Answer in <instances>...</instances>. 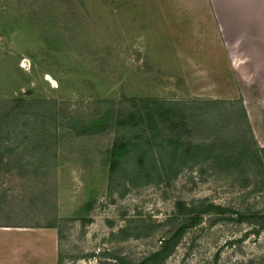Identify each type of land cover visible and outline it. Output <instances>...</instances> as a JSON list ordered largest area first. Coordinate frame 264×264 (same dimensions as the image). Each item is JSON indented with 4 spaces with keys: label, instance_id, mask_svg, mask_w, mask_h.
Wrapping results in <instances>:
<instances>
[{
    "label": "rangeland",
    "instance_id": "rangeland-1",
    "mask_svg": "<svg viewBox=\"0 0 264 264\" xmlns=\"http://www.w3.org/2000/svg\"><path fill=\"white\" fill-rule=\"evenodd\" d=\"M204 37L193 0H0L15 264H141L181 225L155 264H264V94H234Z\"/></svg>",
    "mask_w": 264,
    "mask_h": 264
},
{
    "label": "crops",
    "instance_id": "crops-1",
    "mask_svg": "<svg viewBox=\"0 0 264 264\" xmlns=\"http://www.w3.org/2000/svg\"><path fill=\"white\" fill-rule=\"evenodd\" d=\"M193 1L201 13L204 50L234 94H264V0ZM12 236L9 230L0 235V264H15L19 254L27 262L31 254L27 246L13 245Z\"/></svg>",
    "mask_w": 264,
    "mask_h": 264
},
{
    "label": "trees",
    "instance_id": "trees-1",
    "mask_svg": "<svg viewBox=\"0 0 264 264\" xmlns=\"http://www.w3.org/2000/svg\"><path fill=\"white\" fill-rule=\"evenodd\" d=\"M242 111H243V115L245 116V113H244L245 110L243 108H242ZM128 116H129L128 119L130 117L134 118V114H129ZM126 119H127V117H126ZM123 144L125 145L126 143H121V142L115 141L112 148H111V166H110L111 170H113L117 164V159H118V156H119V153H120V150H121ZM207 148H209V147L201 146L200 150H203V149L207 150ZM197 149H199V148L197 147ZM214 157H215V160L223 159L221 153H217ZM139 158L142 160L143 157L140 156ZM241 217L247 218L244 215H241ZM185 226H187V225H185ZM183 229H184V225H181L169 237L163 239L161 247L158 250L151 253L146 258H144V260L141 262V264H149L150 261L153 262L152 264H155L157 262V260H159V258H161L165 255L167 256L172 251L173 247L175 246L174 245L175 244L174 243L175 238H179V236L183 232ZM120 264H133V263L126 262V263H120Z\"/></svg>",
    "mask_w": 264,
    "mask_h": 264
}]
</instances>
